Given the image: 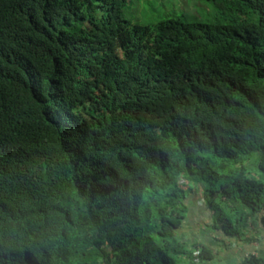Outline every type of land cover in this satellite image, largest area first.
<instances>
[{"label":"trees","instance_id":"16d2710c","mask_svg":"<svg viewBox=\"0 0 264 264\" xmlns=\"http://www.w3.org/2000/svg\"><path fill=\"white\" fill-rule=\"evenodd\" d=\"M206 2L0 0V264H212L179 237L203 181L214 229L264 230V0Z\"/></svg>","mask_w":264,"mask_h":264},{"label":"rangeland","instance_id":"374dc122","mask_svg":"<svg viewBox=\"0 0 264 264\" xmlns=\"http://www.w3.org/2000/svg\"><path fill=\"white\" fill-rule=\"evenodd\" d=\"M201 1L202 0H127L125 14L126 18L132 20L134 23L144 25L155 24L166 15L173 13L187 14L190 18L212 21L215 17L214 9L209 5V3L207 4L206 0ZM203 3L207 4L210 9H208L207 5ZM193 185L194 184L191 186ZM201 185L193 188V191H189L187 188V196L183 201L186 207V212L182 227L183 229H189L193 227V224L195 223L197 228L199 227L198 229H207L213 232L212 234H215L218 230L214 229L212 224L209 226V216H207L206 211L202 207L204 202L200 200V196H203V190L206 182L203 181ZM204 206L206 207V205ZM179 237L182 238V235ZM201 238L202 239L200 240L196 237L197 241L195 244L203 245L204 239L202 236ZM209 244H211V241H209Z\"/></svg>","mask_w":264,"mask_h":264},{"label":"crops","instance_id":"0c3cea01","mask_svg":"<svg viewBox=\"0 0 264 264\" xmlns=\"http://www.w3.org/2000/svg\"><path fill=\"white\" fill-rule=\"evenodd\" d=\"M200 198V200L204 202V205H206L203 196H200ZM204 205L202 207L206 211L207 216H209V226H211L212 214L210 210ZM198 228L195 223L193 224V227L189 229H183L182 227L179 231V236L182 235L181 240L190 246L196 243V237L201 240L202 236L204 239L203 245L213 251L214 258L211 262L212 264H243L245 258L250 255H253L257 259L264 261V230L261 229L260 231H256L251 229L250 231H247L246 235L243 237L244 240H238L228 238L220 231L212 234L213 232L207 229ZM247 237H254L255 240L253 242H246L245 239H247ZM209 241H211V244H209Z\"/></svg>","mask_w":264,"mask_h":264},{"label":"built area","instance_id":"2783aa9c","mask_svg":"<svg viewBox=\"0 0 264 264\" xmlns=\"http://www.w3.org/2000/svg\"><path fill=\"white\" fill-rule=\"evenodd\" d=\"M250 256H253V255H250ZM248 257H249V256H247L246 258H248ZM254 257H255V256H254ZM246 258H245V259H246Z\"/></svg>","mask_w":264,"mask_h":264}]
</instances>
